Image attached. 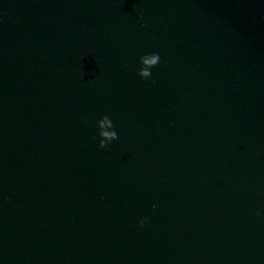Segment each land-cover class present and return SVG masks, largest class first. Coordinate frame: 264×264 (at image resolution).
Returning <instances> with one entry per match:
<instances>
[{
	"label": "water",
	"instance_id": "obj_1",
	"mask_svg": "<svg viewBox=\"0 0 264 264\" xmlns=\"http://www.w3.org/2000/svg\"><path fill=\"white\" fill-rule=\"evenodd\" d=\"M257 210L264 0H0V264H264Z\"/></svg>",
	"mask_w": 264,
	"mask_h": 264
},
{
	"label": "clouds",
	"instance_id": "obj_2",
	"mask_svg": "<svg viewBox=\"0 0 264 264\" xmlns=\"http://www.w3.org/2000/svg\"><path fill=\"white\" fill-rule=\"evenodd\" d=\"M160 59H161V57H160V53L159 52L146 54L145 56L141 57V60L142 61H146V64L148 66H155L157 63L160 62ZM137 75L141 79H145V78L150 76V72H149L147 67H142L140 69V71L137 73ZM87 122H88L87 118H84V123L86 124ZM100 123H102L104 125H109L110 124L109 118L107 116H105ZM117 139H119V137L117 135V131H116L115 127H113L112 131L105 133V139L100 141L99 147L100 148H105L107 145L111 144V142L113 140H117ZM262 214H264V213H261V211L257 210L256 215L259 216V215H262ZM147 221H148V217L147 216H142L138 220V225L140 227H143L147 223Z\"/></svg>",
	"mask_w": 264,
	"mask_h": 264
}]
</instances>
